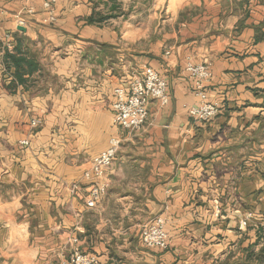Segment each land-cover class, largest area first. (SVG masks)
Returning <instances> with one entry per match:
<instances>
[{
	"label": "crops",
	"instance_id": "0c3cea01",
	"mask_svg": "<svg viewBox=\"0 0 264 264\" xmlns=\"http://www.w3.org/2000/svg\"><path fill=\"white\" fill-rule=\"evenodd\" d=\"M43 1L0 0V53L11 34L40 65L10 89L0 61V264H60L77 247L99 264H264V0H60L49 23ZM188 59L212 72L221 113L207 123L188 114ZM145 65L169 102L129 132L113 91ZM115 137L89 209L83 174ZM157 216L166 251L141 240Z\"/></svg>",
	"mask_w": 264,
	"mask_h": 264
},
{
	"label": "built area",
	"instance_id": "2783aa9c",
	"mask_svg": "<svg viewBox=\"0 0 264 264\" xmlns=\"http://www.w3.org/2000/svg\"><path fill=\"white\" fill-rule=\"evenodd\" d=\"M60 0H44L43 6L47 12L45 22H55L54 8ZM29 9V13H33ZM20 26L25 24V19L18 17ZM12 35L7 34L5 43L1 49L0 61L3 63V56L7 51L13 50ZM185 72L192 81L193 90L198 103L189 107L188 114L195 120L207 123L221 113V104L211 100L207 90V84L212 78L210 67L205 63L194 64L191 59L185 63ZM113 110L115 123L124 130L137 132L147 123L149 117V104L151 101H159L162 105L169 102L168 83L165 77L152 68L143 66L141 69L131 74L129 82L125 85L117 86L113 91ZM40 121L33 120L32 125L37 127ZM27 146L29 142L23 141ZM122 139L112 138L109 147L95 156L90 161V167L84 172L82 180L89 183L90 190L86 198V206L94 209L106 196L109 188L107 173L114 165L120 148ZM82 184L75 183L71 192L75 194L81 191ZM166 219L157 216L143 226L141 230V240L149 249L166 251L170 247V238L166 229ZM60 264H99L97 256L84 252L78 247L75 248L69 258Z\"/></svg>",
	"mask_w": 264,
	"mask_h": 264
},
{
	"label": "trees",
	"instance_id": "16d2710c",
	"mask_svg": "<svg viewBox=\"0 0 264 264\" xmlns=\"http://www.w3.org/2000/svg\"><path fill=\"white\" fill-rule=\"evenodd\" d=\"M92 21V19H91ZM4 77L10 79V89L25 85L40 68L37 60L21 50L20 42L3 56Z\"/></svg>",
	"mask_w": 264,
	"mask_h": 264
},
{
	"label": "water",
	"instance_id": "95a60500",
	"mask_svg": "<svg viewBox=\"0 0 264 264\" xmlns=\"http://www.w3.org/2000/svg\"><path fill=\"white\" fill-rule=\"evenodd\" d=\"M20 28H23V27H20Z\"/></svg>",
	"mask_w": 264,
	"mask_h": 264
}]
</instances>
